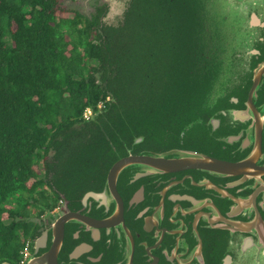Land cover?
Wrapping results in <instances>:
<instances>
[{
	"label": "flooded vegetation",
	"instance_id": "flooded-vegetation-1",
	"mask_svg": "<svg viewBox=\"0 0 264 264\" xmlns=\"http://www.w3.org/2000/svg\"><path fill=\"white\" fill-rule=\"evenodd\" d=\"M199 3L208 79L178 125L110 142L87 190L27 219V260L0 264H264V0Z\"/></svg>",
	"mask_w": 264,
	"mask_h": 264
},
{
	"label": "trees",
	"instance_id": "trees-1",
	"mask_svg": "<svg viewBox=\"0 0 264 264\" xmlns=\"http://www.w3.org/2000/svg\"><path fill=\"white\" fill-rule=\"evenodd\" d=\"M199 1L128 0L108 24L105 5L89 18L60 0H0V263L22 258L29 217L88 189L110 142L178 125L176 98L208 79L193 68Z\"/></svg>",
	"mask_w": 264,
	"mask_h": 264
},
{
	"label": "rangeland",
	"instance_id": "rangeland-1",
	"mask_svg": "<svg viewBox=\"0 0 264 264\" xmlns=\"http://www.w3.org/2000/svg\"><path fill=\"white\" fill-rule=\"evenodd\" d=\"M127 3L128 0H60L61 7L68 12V14H62L65 16H73V12L78 11L90 18L96 12L97 7L105 5L107 12L104 21L108 24L120 23Z\"/></svg>",
	"mask_w": 264,
	"mask_h": 264
},
{
	"label": "built area",
	"instance_id": "built-area-1",
	"mask_svg": "<svg viewBox=\"0 0 264 264\" xmlns=\"http://www.w3.org/2000/svg\"><path fill=\"white\" fill-rule=\"evenodd\" d=\"M109 99L110 98H108V100ZM104 105L105 104L100 103L99 106H98V109L99 110L100 109H103ZM95 116H96V111L93 108L89 107V108L86 109V111L84 113V119L85 120L89 121V120H91ZM28 256H29V242L27 243L24 251L22 252V261H26L27 258H28Z\"/></svg>",
	"mask_w": 264,
	"mask_h": 264
},
{
	"label": "water",
	"instance_id": "water-1",
	"mask_svg": "<svg viewBox=\"0 0 264 264\" xmlns=\"http://www.w3.org/2000/svg\"><path fill=\"white\" fill-rule=\"evenodd\" d=\"M129 160H131V158H127V159H124V160L118 162V163L112 168V170H111V172H110V175H109L110 179H111L113 176H114V177H117L118 174L123 170L124 166L129 162ZM88 195H91V193L88 194Z\"/></svg>",
	"mask_w": 264,
	"mask_h": 264
}]
</instances>
